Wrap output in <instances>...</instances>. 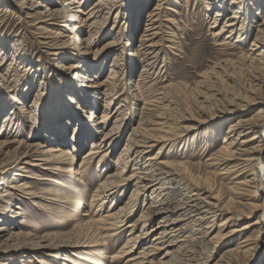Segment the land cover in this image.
I'll list each match as a JSON object with an SVG mask.
<instances>
[{
  "label": "rangeland",
  "instance_id": "obj_1",
  "mask_svg": "<svg viewBox=\"0 0 264 264\" xmlns=\"http://www.w3.org/2000/svg\"><path fill=\"white\" fill-rule=\"evenodd\" d=\"M37 1L49 7L46 0ZM96 1L83 0L80 5L68 3L71 14L78 16L74 26L81 30L74 35L66 28L42 25L25 10L27 1L0 0V48L10 46L0 66V73H6L10 80L9 86L0 83V129L5 118L10 119L6 130L9 138L26 145L33 140L29 114L39 109L34 111L38 122L33 135L43 142L41 152L62 142L60 148H70L74 164L69 173L53 171L51 162H43L48 157L37 153L29 164L7 168L0 175V264H131L130 258L141 264L163 262L160 246H156L157 250L150 249L153 252L147 256L140 254L150 247L154 232L130 245V250L125 246L131 233L140 234V228L130 232L127 226L140 218L151 204L149 192L144 199L130 203L122 228L114 232L106 245L91 233L74 230L80 219H93L112 212L121 213V217L125 215L132 186L111 191V198L101 203L92 198L116 173L120 154L131 130L138 125L141 105L137 106L130 95L135 94L141 65L133 59V54L138 48L146 16L157 3V0H149L142 10L137 32L130 42L131 0H108L114 2V12L103 20L110 6L101 7L98 22L88 27L93 19L83 20ZM160 1L155 17L159 34L154 43L159 44L161 52L151 78L144 83L142 80L139 86L147 101L165 109L163 113L168 121L162 129L147 124L146 131L141 133L152 139L153 145L146 149L141 165L146 163L145 159L154 157L158 163L192 176L198 187L210 184L218 207L228 209V213L221 216L217 211L216 216L208 220L205 230L210 242L201 246L192 243L187 254L183 251L179 255L180 260L189 256L193 258L191 263L196 264H264V193L259 190L256 177L259 166L264 170V140L258 139L244 147L238 132L228 133L241 117L264 124V49L256 52L253 47L258 30H264L261 24L264 0L241 1L242 15L233 33L228 34L231 37L226 46L216 44V40L219 42L225 35L216 39L212 33L218 32L234 15L238 5L232 3L233 0H224L226 10L217 18L218 8L209 5L211 0ZM95 33L91 54H76L77 45L71 39L85 40ZM14 40L23 43L20 52L23 64L17 63L18 55L12 57ZM112 41L117 42L116 46L107 45ZM2 58L0 53V61ZM86 59L90 60L89 65L96 74L92 77L94 82L87 83L92 85L87 94L82 92L77 79L80 72L83 73L87 63L82 62ZM114 59L120 63L118 68L112 66ZM60 64L72 65L71 71L59 68ZM112 68L117 71L112 81L117 89L110 102V115L103 126L91 129L85 117L89 112L100 116L105 102L102 94L105 88L94 85L109 81ZM95 90L100 92L94 99ZM119 104L124 106L120 109L122 118L114 129ZM70 114L74 119H70ZM144 116L151 120L145 113ZM80 126L97 140L102 138L101 130L112 131L113 146L109 150L105 148L106 156L96 153L85 157L90 153L92 141L80 130L75 132ZM2 134L0 132V141L4 139ZM73 135L74 147L71 146ZM47 138L56 139V144L49 143ZM225 140L234 142L230 147L236 153L244 148H256L261 158L259 163L246 162L237 155L226 162V155L221 153L226 147ZM12 153L13 147L0 149V159ZM133 168L128 163L123 175L132 176ZM262 176L264 178V174ZM59 193L76 198L82 204L75 207L69 200L61 199ZM229 217L234 219L228 221ZM149 220V229L159 221L157 218ZM213 237L218 239L213 240Z\"/></svg>",
  "mask_w": 264,
  "mask_h": 264
},
{
  "label": "bare ground",
  "instance_id": "obj_2",
  "mask_svg": "<svg viewBox=\"0 0 264 264\" xmlns=\"http://www.w3.org/2000/svg\"><path fill=\"white\" fill-rule=\"evenodd\" d=\"M13 1H16L18 3L27 1L28 5L25 10L29 14L33 15V18H36L38 22H41L42 25L45 24L47 27L54 26L55 28H66L68 32H71L74 35H77L76 33H80L81 31L80 29H77L76 26H74V22L78 20V16H76L75 14H71V11L68 10L67 5L70 1L73 4L80 5L83 0H81V2L79 3L76 0H46V3L49 4V7H47V5H42V3L37 0ZM241 1L242 0L232 1V3H236L238 5L234 8V15L231 16V19L224 22L225 24L218 32L212 33V36L216 39L225 35L224 39L219 40V42L218 40H216L217 46H226V44H228L227 39L231 37L228 34L233 33L236 24L239 22L238 19H240L242 15L243 8L241 7V5L243 2L241 3ZM211 2L209 3V5L211 4L212 6L218 8L217 12H215V17L217 18L222 16V12L226 10L224 0H211ZM113 3V1L108 0H97L94 6L90 7L88 11L89 13L83 21L86 22L93 19L92 22L90 21L91 23L89 22L90 24H88V27L95 25L98 22L97 18L100 17L99 13L102 12L100 11V8H107L106 6L109 5V11L105 13V16H103V20H106L107 15L111 14L114 9ZM148 3L149 0H131L130 14L131 18L133 19V25L129 32L130 36H128V40H130V42H132L131 39L137 32L139 23L138 21H140V15L142 13V10L145 8L146 5H148ZM160 6L161 1L157 0V3L153 6V9L148 12L145 20L144 30L139 35L138 48L133 54V59L137 61L139 65H141V73L138 77L136 85L134 86L135 94L130 95L131 98L135 102H137L135 103L137 106L141 105V115L138 125L131 130V134L127 139V144L124 146L122 153L120 154V164L117 167L116 173L114 174V176L109 177L105 181L104 186L100 188V192L98 191V193L92 198L94 202L101 203L102 201L111 198V196L113 195L111 191L114 192L117 188L132 186L133 190L129 196V202L126 203V209L124 210L125 215L121 217V213L112 212L104 215L99 214V216L93 219H78L79 221H77L74 230H76L77 232L84 231V233L86 234L91 233V236L96 237L97 241L104 242L103 244L106 245V242L113 236L114 232L122 228L124 218L126 215H128L130 210V203H132L134 199H144L145 195L149 192L151 195V204L146 208V211L140 215V218H138L135 222L127 226L130 228V232H134L138 228H140L141 231L140 234L132 235L131 233L127 237V243L125 244L126 249L130 250L132 248L130 245L133 246L134 243H136L140 238H144L145 236L149 235L150 232H154V238L151 242L150 247L140 252V254H144V256H147L149 253L153 252L150 249L157 250L156 246H160L158 250H161L162 252L161 259L163 260V262L160 261L158 264H196V262L191 263V260L193 258L190 259L191 257L189 256H187V258L185 257V259L180 260L179 255L183 251L185 253L188 252V248L191 250L192 243L197 244V246H201L203 244H207L208 241L210 242L211 239L207 240L208 232L205 230L206 225L208 224V220L214 218L216 216L217 211L221 212L219 215L221 216L223 213H228V209L223 206L218 207L219 204H216L217 200L213 197V194L211 192V185L207 183V177L204 178V182L209 185L204 187H198L194 185V178L192 176L186 174L184 171L180 172L172 170V168L162 163H158L154 157H149L145 159L146 163L141 165V161L144 160V154H146V149L152 148L153 146L150 143V140L152 139L143 136L141 133H143V131H146L145 127L147 124H151L159 129H162L164 128V126H166L165 124H167L168 121L164 117L163 112L165 111V109H160L157 106L153 105L150 101H147L144 98L143 93H141V88L139 86L142 80V83H144L146 80L151 78L150 74L153 73L152 71L154 69V66L156 65L159 59V52H161V50H159V48L157 47L159 44L154 43V39L159 34V26L156 25L157 19L155 17L157 16ZM261 20V24H264V17ZM215 23L216 21L212 22L213 25H215ZM67 24L71 26H64ZM241 29H243V27ZM258 33L259 34L257 35L256 39L254 38L255 43L253 44V47L255 48L254 51L256 52H259L264 49V30L262 31L260 29L258 30ZM96 35V33L94 35L89 34V38L85 40H83L82 38H72L71 40H74L77 45V47L75 48V53L80 55H87L89 53L91 54L92 42ZM116 44V41L107 43L108 46H116ZM1 45L2 44H0V47ZM11 46V49L13 51L12 57L13 55H16V57L18 55L17 63L23 64V57L20 53L23 50V43L19 42L18 40H14L13 42H11ZM5 48L6 46L0 48V53L3 57L0 61V66L2 65V61L7 56L6 52L8 51L10 46L9 48ZM255 53H253V55H255ZM88 61L90 62V60L86 59L82 62L84 64H87L84 66L85 68L83 69V73L80 72L77 77V79L79 80V87L83 90L82 92H84L85 94L89 92L88 88L92 86L90 84L88 85L87 83L94 82V80H92V77L96 75L93 74L94 68L89 65ZM119 65V61L117 59H114L112 66L114 68H118ZM71 66H66V64H60L59 68H65L66 70L71 71ZM114 68L110 70L112 73L111 77L109 78V81L103 84L94 85L98 88H105L102 92V94L105 96V102L103 106L104 110L102 111L100 116H95L93 112H89L88 115L85 117V122L87 119V122H89L87 123V125L91 129L101 125L103 126V123L107 120L110 115V102H112L115 98L117 89V86H115V84L113 83L117 76V71ZM8 79L9 78L8 76H6V73H0L1 84L9 86L10 80ZM99 92V90L94 91V99L97 93ZM163 99L164 98L160 100ZM95 102L96 101L92 103L93 106L91 105L92 109L95 106ZM35 107L36 106H34V108ZM123 107L124 106L122 104H119V106L117 107V111L119 112H117L118 116L115 118L114 121V129H117L121 122L123 110L120 109H122ZM38 110L39 109H34L33 113L29 114V122H31L33 140L31 142L26 143V145H23L21 142L11 140L9 138L10 135L8 132H6V130L8 129L7 127L10 124V121L8 122V120L10 119L5 118L2 128L0 129V132H3L2 135L4 138L2 141H0V149H9L13 147V153L6 159H0V175L6 172L7 168L16 167L21 164H29L32 158H34L37 153L46 155L45 157H48V159L41 161L46 163L51 162V168L53 171L63 173L71 172L72 167L74 166L72 158L73 153L70 148L69 150H64V148H60V144L63 145L62 142H60L58 146L50 147L49 151L45 153L41 152L43 142L39 141L41 138L37 137L36 134V136L33 135V133L37 129L36 124L38 122V118L34 116V111L38 112ZM144 113L151 118L150 121L144 116ZM70 115V119H74L72 118V114ZM231 126L232 127L228 133L232 134L234 132H238V136L241 137L239 139L240 144L244 147L246 144H250L251 142H254L258 139L261 141L264 140V124L258 123L256 119L253 120L246 117H241ZM59 129L62 128L59 127ZM81 129L82 127L80 129H75V132L78 133V131L80 130L86 139L91 138L92 141L90 143V153L85 157L88 158L89 156L95 155L96 153L102 154L100 157L106 156L108 152H104L105 148L109 150L113 146L111 144L114 140V135L112 134V131L106 132L98 130L101 132L100 134L102 135V138L100 140H97L94 135L92 136L91 134H88L83 129ZM132 136L139 137L140 140L138 141L137 139L132 138ZM231 136L232 135H230L229 137L231 138ZM74 139L75 135H73L71 142V146L73 147L76 146ZM47 141H49V143L51 144H56L57 142L56 139L52 138H47ZM226 142L227 140H225V143ZM230 146H234V142L226 143V147L221 149L222 155H226L227 157V159H225L226 162L234 160L235 155H237L239 157H244L243 160L246 162H251L255 164L259 163L261 158L259 159L256 148H244L241 149L240 153H236L232 151V147ZM133 154L134 157L132 158ZM85 157L83 159V163L86 159ZM128 163H130L134 167V173L132 174V176L125 177V175H123V172ZM256 171L257 181L259 182V190L263 191L264 193V186H261V184L264 183V178L262 176L264 174V170L262 169V167L259 166V169ZM191 186H193L194 188L192 189ZM19 187L21 188V186ZM207 189H210V191ZM200 190H204L203 193ZM22 191L23 190H19V192ZM206 192L208 194L202 198L201 196H203ZM58 195L59 197H61V199H65L67 201L69 200L75 207H78L82 204V202H80L76 198L65 196L61 193H59ZM210 200H215V202L212 203ZM150 218L159 219L157 225L153 229H149ZM232 219L234 218L229 217L228 221H231ZM212 239L216 240L218 238L213 237ZM122 253L126 254L125 251H123ZM164 260H167V263H165ZM129 262H131V264H141L140 261L136 262L135 259L131 258L129 259ZM148 264H153V262L150 261Z\"/></svg>",
  "mask_w": 264,
  "mask_h": 264
}]
</instances>
